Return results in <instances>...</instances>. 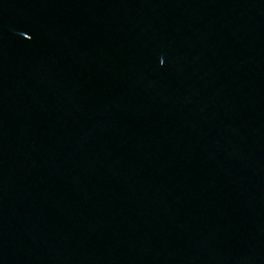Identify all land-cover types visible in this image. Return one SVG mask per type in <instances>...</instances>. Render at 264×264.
<instances>
[{
  "label": "water",
  "instance_id": "water-1",
  "mask_svg": "<svg viewBox=\"0 0 264 264\" xmlns=\"http://www.w3.org/2000/svg\"><path fill=\"white\" fill-rule=\"evenodd\" d=\"M0 264H264V0H0Z\"/></svg>",
  "mask_w": 264,
  "mask_h": 264
}]
</instances>
